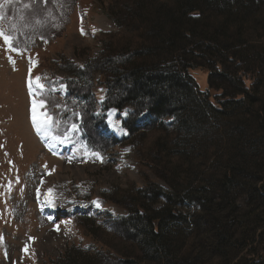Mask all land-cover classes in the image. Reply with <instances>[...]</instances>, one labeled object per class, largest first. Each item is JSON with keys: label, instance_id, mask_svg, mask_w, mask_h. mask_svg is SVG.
I'll return each instance as SVG.
<instances>
[{"label": "trees", "instance_id": "1", "mask_svg": "<svg viewBox=\"0 0 264 264\" xmlns=\"http://www.w3.org/2000/svg\"><path fill=\"white\" fill-rule=\"evenodd\" d=\"M106 13L117 30L70 65L65 99L99 152L92 75L104 112L131 107L122 142L142 186L118 196L128 215L94 259L70 249L56 264H264V0H110Z\"/></svg>", "mask_w": 264, "mask_h": 264}, {"label": "rangeland", "instance_id": "2", "mask_svg": "<svg viewBox=\"0 0 264 264\" xmlns=\"http://www.w3.org/2000/svg\"><path fill=\"white\" fill-rule=\"evenodd\" d=\"M109 1L0 0V31L11 44L0 37V264H56L70 249L93 258L115 219L128 215L118 196L142 186L132 147L122 142L131 107L104 112L101 76L92 75L101 153L76 128L82 104L65 99L70 67L98 59L101 35L117 30ZM195 78L204 89L205 75ZM150 121L144 113L138 127Z\"/></svg>", "mask_w": 264, "mask_h": 264}, {"label": "snow or ice", "instance_id": "3", "mask_svg": "<svg viewBox=\"0 0 264 264\" xmlns=\"http://www.w3.org/2000/svg\"><path fill=\"white\" fill-rule=\"evenodd\" d=\"M0 37H3V39L5 40L6 43H9V41H10L9 35L5 34L3 31H0ZM9 47H11L10 43H9ZM37 80H39V78H37ZM33 126L36 128V131L38 134H40L42 132V126H41V124L37 123L35 115H33Z\"/></svg>", "mask_w": 264, "mask_h": 264}, {"label": "bare ground", "instance_id": "4", "mask_svg": "<svg viewBox=\"0 0 264 264\" xmlns=\"http://www.w3.org/2000/svg\"><path fill=\"white\" fill-rule=\"evenodd\" d=\"M44 139V138H43ZM45 140V139H44ZM58 210H60V209H58Z\"/></svg>", "mask_w": 264, "mask_h": 264}]
</instances>
